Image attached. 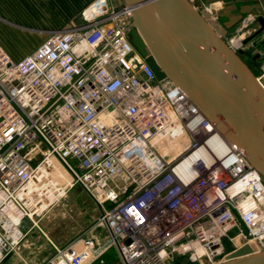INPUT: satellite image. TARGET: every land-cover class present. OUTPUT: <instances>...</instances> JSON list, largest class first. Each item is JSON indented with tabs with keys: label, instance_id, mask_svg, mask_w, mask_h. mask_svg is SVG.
Masks as SVG:
<instances>
[{
	"label": "built area",
	"instance_id": "obj_1",
	"mask_svg": "<svg viewBox=\"0 0 264 264\" xmlns=\"http://www.w3.org/2000/svg\"><path fill=\"white\" fill-rule=\"evenodd\" d=\"M131 14L93 0L20 59L0 44V258L20 220L74 184L100 206L101 230L52 242L50 264L102 263L110 247L119 264L201 263L223 259L224 237L264 250V176L183 88L157 77L127 36ZM255 75L264 89V60ZM52 160L68 176L59 190Z\"/></svg>",
	"mask_w": 264,
	"mask_h": 264
},
{
	"label": "water",
	"instance_id": "obj_2",
	"mask_svg": "<svg viewBox=\"0 0 264 264\" xmlns=\"http://www.w3.org/2000/svg\"><path fill=\"white\" fill-rule=\"evenodd\" d=\"M117 6L131 10L127 36L137 51L149 54L264 176V89L241 57L243 49L220 37L196 0H121ZM260 23L244 43L264 29ZM212 264H264V250L253 253L244 243Z\"/></svg>",
	"mask_w": 264,
	"mask_h": 264
},
{
	"label": "crops",
	"instance_id": "obj_3",
	"mask_svg": "<svg viewBox=\"0 0 264 264\" xmlns=\"http://www.w3.org/2000/svg\"><path fill=\"white\" fill-rule=\"evenodd\" d=\"M93 0H0V17L8 22L34 30L33 45L23 55H12L9 47L0 39V44L12 59L29 54L54 29L78 22L82 10ZM209 25L230 46L238 39L243 49L242 58L252 61L254 68L264 60V29L249 42L244 40L261 28L264 23V0H196ZM29 40V39H28ZM28 41L26 40V43ZM20 41L18 47L24 48ZM254 56V57H253ZM77 184L68 186L63 193L48 195V205L32 217H23L16 229L22 234L16 245L0 258V264H50L48 259L54 252L52 242L66 245L76 235L88 229L99 235L101 227L94 225L100 216V206ZM76 187L75 193L70 191ZM53 191V190H52ZM50 196V197H49ZM106 252L103 254L105 255ZM103 263V261H102ZM99 263V264H102ZM97 264V263H93ZM105 264H112L111 258Z\"/></svg>",
	"mask_w": 264,
	"mask_h": 264
},
{
	"label": "rangeland",
	"instance_id": "obj_4",
	"mask_svg": "<svg viewBox=\"0 0 264 264\" xmlns=\"http://www.w3.org/2000/svg\"><path fill=\"white\" fill-rule=\"evenodd\" d=\"M109 2H110L112 7L119 8L117 5H119L121 0H109ZM80 21H81V18L79 19L78 22H75V23H79ZM129 22L130 21L128 20L127 24ZM34 34H36L34 30L24 29V28L16 25L15 23L8 22L6 20H3L0 17V39H2L5 43V45H7V47H9L10 51L12 50L11 56L12 55L18 56V55L25 54V52L27 50H29V48H31L33 45L32 41H34ZM26 40L28 41L27 43H26ZM20 41L24 42V45H22V46H24L23 49L18 47V43H20ZM12 58H15V57L12 56ZM243 59L246 62V64L249 66V68L251 67V70L254 71V74H256L258 72V69L252 67L250 58L245 57ZM146 60L151 63V65L154 67V69H156L157 77H159L160 80L163 81V80L167 79V77L166 76L164 77V75L158 70V68L156 67V65L154 63V60H152V58L149 54H148V56H146ZM39 158H40V155L33 154L32 158H30V163L31 164L35 163ZM69 161L72 164L76 163V160H74L73 158H70ZM77 186L81 187L79 184H77L76 187ZM76 187L70 191L71 194L75 193L77 191ZM109 205H110V202H106V206H109ZM235 232H236V230H231V232L229 234L233 235ZM222 244L224 245L223 253H225L229 250H232L234 248L231 240L228 237L222 238ZM110 258H111L112 264H119L118 260H117V250L115 247H110L106 251V254L103 255V257H102V259H103L102 264H105L106 259H110ZM221 258L219 256H215L211 261L203 260V262H201V263L196 262L194 264H212V263L218 262ZM172 262H173V264H177V262L179 264H189L188 262L185 261L184 258H181L179 256H175V258ZM94 263L99 264L98 262H94Z\"/></svg>",
	"mask_w": 264,
	"mask_h": 264
},
{
	"label": "bare ground",
	"instance_id": "obj_5",
	"mask_svg": "<svg viewBox=\"0 0 264 264\" xmlns=\"http://www.w3.org/2000/svg\"><path fill=\"white\" fill-rule=\"evenodd\" d=\"M206 18V17H205ZM50 169H49V177L52 178L53 181L56 182V189L59 190L64 185V182L68 178L67 174H65L63 167L55 160L50 162ZM55 191H50V196H55ZM49 196V197H50Z\"/></svg>",
	"mask_w": 264,
	"mask_h": 264
},
{
	"label": "flooded vegetation",
	"instance_id": "obj_6",
	"mask_svg": "<svg viewBox=\"0 0 264 264\" xmlns=\"http://www.w3.org/2000/svg\"><path fill=\"white\" fill-rule=\"evenodd\" d=\"M254 57V56H253ZM257 60V57L255 56L253 59H250L251 63L252 61Z\"/></svg>",
	"mask_w": 264,
	"mask_h": 264
},
{
	"label": "trees",
	"instance_id": "obj_7",
	"mask_svg": "<svg viewBox=\"0 0 264 264\" xmlns=\"http://www.w3.org/2000/svg\"><path fill=\"white\" fill-rule=\"evenodd\" d=\"M155 71H156V69H155ZM157 73V72H156ZM160 73V72H159Z\"/></svg>",
	"mask_w": 264,
	"mask_h": 264
}]
</instances>
